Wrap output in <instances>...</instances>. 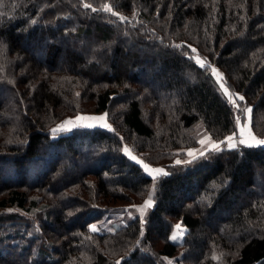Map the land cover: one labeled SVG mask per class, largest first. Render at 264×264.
<instances>
[{
    "label": "trees",
    "instance_id": "1",
    "mask_svg": "<svg viewBox=\"0 0 264 264\" xmlns=\"http://www.w3.org/2000/svg\"><path fill=\"white\" fill-rule=\"evenodd\" d=\"M194 48L244 97L239 108ZM1 90L0 264H169L180 253L175 262L264 264V145L172 162L199 131L234 132L247 106L264 135V0H0ZM91 108L111 129L52 134ZM127 143L167 175L153 180ZM150 193L151 207L104 225Z\"/></svg>",
    "mask_w": 264,
    "mask_h": 264
},
{
    "label": "rangeland",
    "instance_id": "2",
    "mask_svg": "<svg viewBox=\"0 0 264 264\" xmlns=\"http://www.w3.org/2000/svg\"><path fill=\"white\" fill-rule=\"evenodd\" d=\"M74 41V40H73ZM68 45L70 46V47H72V48H75L76 50L75 51H81V49L84 47V46H81V45H79V42H78V44H77V42L76 43H74V42H70L69 40H68ZM64 45H65V43H63ZM192 48H193V46H192ZM195 49V48H194ZM142 51H143V53H148V52H150V50H148V49H142ZM191 56L193 57V59L195 60V62H196V58L197 57H199L200 59H202V60H204V61H206V67H204V68H208L209 70H210V72H211V68L210 67H207V65H210L211 67H215L216 69H218V71H219V73H221L222 74V80L221 81H217V79H216V77H214L215 78V80H216V82H217V84H218V86H219V88L222 90V92L224 93V91H223V89L220 87V83H223L224 84V86L226 87V88H228V90H229V93L230 94H232V96H233V99L235 100V105H237V101H236V99L238 100V96H236V93H234L231 89H230V87L228 86V84H227V82L225 81L226 79H225V74H224V72L223 71H221L217 66H215L214 64H212V63H210L208 60H206V58L204 57V56H202L199 52H198V50L197 49H195V51H193V54H191ZM61 63H64L65 65L66 64H68V59L67 60H63V61H61ZM155 70H158V68L157 69H155ZM178 76V73H171V77H177ZM148 81V80H147ZM148 83H151V85L150 86H152V88H156L157 87V85L155 84V81H148ZM225 94V93H224ZM4 95V90H1L0 91V97L1 96H3ZM227 96V95H226ZM239 96H241V95H239ZM228 97V96H227ZM247 107H250V106H247ZM246 107V108H247ZM252 109V108H251ZM252 112V111H251ZM106 114V115H105ZM101 115H105V123L107 124V125H109L110 127H103L102 125H101V123H99V122H96V121H76V117L77 116H101ZM239 117H240V119H241V125H244V124H246V123H249V117H248V114H246L245 112H243L242 113V115H238ZM68 120H71V121H73L74 122V124H75V126H73V125H67L66 127H67V130H64V131H60V132H58V133H56L55 135H59V134H63V133H65V132H68V131H71L73 128H76V127H87L86 125H88V124H92L93 126L92 127H87V128H106V129H111V123L109 122V120H108V113L106 112V111H100V112H95L94 111V109H88L86 112H81V113H78V114H76V115H71V116H69V117H67L65 120H62V121H59L57 124H55L53 127H52V130L54 129V128H56L58 125H61L62 124V122H64V121H68ZM250 127H251V131L254 133V135L257 137V138H259V139H264V135H258V134H256L255 132H254V130H253V127H252V121H251V114H250ZM198 132V131H197ZM235 133H236V140L238 141L239 139H240V134H239V128L238 127H236V129H235V131H234ZM234 132H232V133H234ZM231 133V134H232ZM231 134H228L227 136H229V135H231ZM199 135H200V137H199V139L201 140V139H203L204 137H206V136H208L207 134H205V133H203L202 134V132H200L199 131ZM211 140L212 141H215V140H213L212 138H211ZM222 140H224V139H222ZM219 141H221V140H219ZM219 141H215V142H219ZM222 145H225V146H227V144L225 143V144H222ZM221 145V146H222ZM237 145H239V143H237ZM125 146L130 150V152H131V156H135L137 159L136 160H133L132 158H131V156L129 155V154H127L125 151H124V148H125ZM211 148V145H210V143H206V144H204V145H201V143L199 144V146L196 148V147H194V148H186V149H184L185 150V152H186V155L187 156H185V157H178V156H174L173 157V161L172 162H176L177 160H179V161H187V160H189V159H191V157L188 155V152H189V150H197V152H196V154L198 155V153H199V151H204L205 149H210ZM123 152H124V154L128 157V158H130L132 161H134L135 163H137L138 165H140L142 168H143V164H141V163H139L138 161H143V163H145V164H148L150 167H152V168H160V169H163L164 170V172H166L167 173V169H166V165L163 163V164H158V163H153V162H150V161H148L146 158H144V156L142 155V153L143 152H138L136 149H134L130 144H126V145H124V147H123ZM176 152L178 153V152H181V149H179V150H176ZM171 161L170 162H168V164L169 163H172ZM12 168V167H11ZM11 168L4 174L5 176H8L7 178H11L12 179V177H11V174L12 173H10V170H11ZM143 170H144V168H143ZM29 172H31V170H29ZM146 173V172H145ZM147 174V173H146ZM149 175V174H148ZM161 175H163V174H156V177H158V176H161ZM150 176V175H149ZM152 177V176H151ZM147 200V199H146ZM145 200V201H146ZM153 205V204H152ZM140 211V209L137 207V206H134V207H132V208H130V207H127L124 211L123 210H121V211H119V212H113L112 214H111V216H110V218L108 219V220H106L105 221V223H104V225L105 226H110V224H112V223H116V221L114 220V218H117L118 216H122V217H125V216H123V214L122 213H125L126 214V217L125 218H127V219H131V217H133V216H135L136 214H138V212ZM176 224H181V226H182V230H183V235L182 236H180L177 240H172V241H174V242H177L178 244H181V243H183L184 242V239H185V236H186V234L188 233V228L185 226V225H183L182 223H181V221H177L176 223H175V225ZM174 225V226H175ZM98 226V225H97ZM97 226H95V227H97ZM113 226V225H112ZM176 231V229H175V227H173V230H172V232H171V234H170V237L173 235V233ZM181 254V253H180ZM180 254L179 255H177L176 257L178 258V257H180ZM176 257H174V258H169V257H167V259H166V261L167 262H169V261H171V263L173 262V263H176V264H185L184 262H175V258Z\"/></svg>",
    "mask_w": 264,
    "mask_h": 264
},
{
    "label": "snow or ice",
    "instance_id": "3",
    "mask_svg": "<svg viewBox=\"0 0 264 264\" xmlns=\"http://www.w3.org/2000/svg\"><path fill=\"white\" fill-rule=\"evenodd\" d=\"M83 7L90 8L93 12L98 11V10H103V11H106V12H112V8L108 4L102 5L101 9L93 8L91 4H87V3H85L83 5ZM113 15L118 16V18L120 20H125L126 19V17H123V16H121L118 13H113ZM177 47H179V45H177ZM193 51H195V49H193ZM196 63L202 68L206 67V61L200 59L199 57L196 58ZM207 67L211 68V73H212V75L214 77H216L217 81H221L222 80V74L219 73L218 69H216L215 67H211L210 65H207ZM220 87L223 89L225 95L228 96L229 102H231V103H233L235 105V100L233 99L232 94L229 93L228 88H226L223 83H220ZM236 96H238V98L240 100H244L243 96H239V94H236ZM235 106L237 108H239V105H235ZM242 111L245 112L246 114H248L249 123L241 125L240 117L237 116L235 118L236 119V125L239 128V134H240V139L238 141L236 140V133L235 132L232 133L229 136H226L224 138V140H221L219 142L212 141L210 136H206L203 139H201L199 142L201 143V145H204L206 143H210V145H211L210 149H205L204 151H199L198 155L196 154L197 150H194V149L193 150H189L188 155L191 157V159H189L188 161H183V162L177 160L176 163L177 164H180V163H192L194 160L204 156L206 151H209V150L219 152V151L222 150L221 149V145L225 144V143L227 144V148L228 149H235L237 147V143H239L240 145H246V146H249V147L256 146V145H264V139L257 138L254 135V133L251 131V127H250V114H251V111H252L251 107L244 108ZM105 115H101V116H77L76 117V121H96V122L101 123V125L103 127H110L109 125H107L105 123ZM70 124L75 126L74 122L71 121V120L62 122L61 125H58L56 128H54L52 130V134L55 136L56 133H58L60 131L67 130L66 126L70 125ZM86 126L87 127H92L93 125L92 124H88ZM124 151L131 156V152L126 146L124 148ZM131 158L133 160L137 159L135 156H131ZM138 162L143 164L144 171L147 174H149L150 176H152L153 180H155L156 174L167 175V173L164 172L163 169L152 168L148 164L143 163V161H138ZM152 204H153L152 194L150 193L148 199L144 202V204L142 206H140L141 212H143L144 209L151 207ZM90 227H91L92 231H96L97 230L94 225L90 226ZM174 227H175L176 231L173 233V235L170 237V239L177 240L180 236L183 235V230H182L181 224H176ZM165 259H167V258H165ZM117 264H119V262H117ZM169 264H171V261H169Z\"/></svg>",
    "mask_w": 264,
    "mask_h": 264
}]
</instances>
